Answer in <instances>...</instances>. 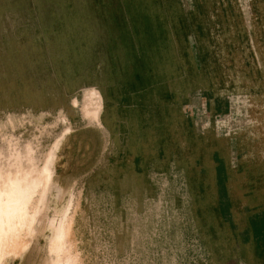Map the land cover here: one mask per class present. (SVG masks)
Returning a JSON list of instances; mask_svg holds the SVG:
<instances>
[{
  "label": "rangeland",
  "instance_id": "1",
  "mask_svg": "<svg viewBox=\"0 0 264 264\" xmlns=\"http://www.w3.org/2000/svg\"><path fill=\"white\" fill-rule=\"evenodd\" d=\"M15 180L37 232L0 264H264V0H0Z\"/></svg>",
  "mask_w": 264,
  "mask_h": 264
},
{
  "label": "bare ground",
  "instance_id": "2",
  "mask_svg": "<svg viewBox=\"0 0 264 264\" xmlns=\"http://www.w3.org/2000/svg\"><path fill=\"white\" fill-rule=\"evenodd\" d=\"M53 156L54 152L45 165L46 172H51ZM34 189V186H23L18 180L13 182L11 190L5 195V200L0 202V241H3L6 237H23L25 235L30 238L36 234L37 229L33 226V220L27 222L29 216L28 205L33 197ZM51 189L52 187L47 185L42 201L45 198L44 195ZM55 190L59 193L58 188H55ZM48 222L50 230V232L48 231L50 233L49 253L51 256L59 257L64 249L66 209L58 211ZM62 264H70V261L65 260Z\"/></svg>",
  "mask_w": 264,
  "mask_h": 264
}]
</instances>
